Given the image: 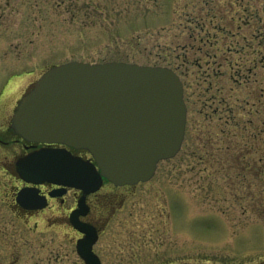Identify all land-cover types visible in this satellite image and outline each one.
Returning <instances> with one entry per match:
<instances>
[{"label":"rangeland","instance_id":"rangeland-1","mask_svg":"<svg viewBox=\"0 0 264 264\" xmlns=\"http://www.w3.org/2000/svg\"><path fill=\"white\" fill-rule=\"evenodd\" d=\"M243 3L0 0V138L8 142L0 144V217L11 218L6 205L13 203L20 187L4 167L22 154L5 128L18 102L47 69L68 62L113 61L168 67L183 84L187 109L179 151L159 161L146 182L131 188L104 186L99 197L90 198L100 201L94 202L89 219L97 221L105 212L101 204L113 209L122 202L123 212L114 214L102 237L130 235L131 225L143 221L135 216L152 215L154 208L166 216L174 191L180 194V202L175 195L171 198L175 209L180 206V213H174V219L180 218V231L200 242L215 240V248H200L198 258L215 255L216 264H264V168L247 169L239 177L229 167L231 154L243 145L254 148L248 157L264 158V0L250 2L249 11L259 13L249 25L243 24L247 14L242 12ZM74 204L70 192L62 206L66 214ZM9 222L2 230L6 236L0 239V258L23 252L28 257V252L38 254L42 249L48 258L61 259L47 264H80L75 232L65 231L60 243L39 247L30 245L32 223L21 228L12 219ZM54 236L51 231L41 238ZM189 243L193 240L180 236V245Z\"/></svg>","mask_w":264,"mask_h":264},{"label":"water","instance_id":"water-1","mask_svg":"<svg viewBox=\"0 0 264 264\" xmlns=\"http://www.w3.org/2000/svg\"><path fill=\"white\" fill-rule=\"evenodd\" d=\"M186 111L182 83L170 68L115 61L53 66L21 98L11 129L28 142L86 150L93 162L42 149L18 160L16 170L26 183L74 188L83 196L103 179L117 186L146 182L159 161L179 151ZM27 194L20 190L17 201L25 205ZM73 224L84 234L77 254L99 264L95 229Z\"/></svg>","mask_w":264,"mask_h":264},{"label":"flooded vegetation","instance_id":"flooded-vegetation-1","mask_svg":"<svg viewBox=\"0 0 264 264\" xmlns=\"http://www.w3.org/2000/svg\"><path fill=\"white\" fill-rule=\"evenodd\" d=\"M5 132H9L12 136H15V140H12L20 145L22 154L14 155L13 164L4 167V169L9 172V175L13 177V180L15 179L19 182L20 187L15 194L13 203L11 205H6L12 214L11 218L0 217V239L6 236V232L2 230L8 226V224H5L9 222V219L14 220L21 228H26V224L32 223L34 242L30 243V245L38 244L39 247H44L52 243H60L62 241L60 237H62L65 231L75 232L78 235L74 244L75 255L80 264H86L76 251V244L84 237V234L74 226L73 220H75L78 223L91 226L95 229L96 240L92 245V252L97 257L99 264H216L215 255H211L209 258H198L201 253L200 248L203 250H213L215 248V240L211 241V239H207L204 241L201 240L200 242L199 239L191 238L188 233L180 231V218L174 219L175 211L180 213V206L175 209L171 199L172 196L175 195L180 202L179 193L171 191L172 193L169 194L170 200L166 216L163 215L162 210L160 211L156 208L153 209V214L149 216L138 215L133 218L131 216L132 212H129L130 218L143 220L131 225L133 230L129 233L130 235H124V233L119 232L112 235L111 238L109 236L102 237L110 220L115 216L114 214L118 213V211L119 213L123 212L121 211L122 202L119 204L117 203L113 209H110L111 206L109 207L101 204L99 208L101 211H105L104 213L107 215H104V213L100 214L96 221L94 219H89V217L93 210L94 202H99L100 200L94 198L93 202L92 200L90 201V198L99 197L100 195L97 194L100 193L99 191L102 190L104 186L131 188L138 184L116 186L107 180H103L101 187L97 191L83 196L80 190H74L52 183H26L19 177L16 170V163L28 154L43 149L50 151H66L82 160H91L90 155L85 150L74 149L61 144L28 142L14 134L11 129V123L5 128ZM0 144L7 145L8 142L0 138ZM22 189H26L28 192V198H26V201H23L25 205L21 204L16 199L17 193ZM70 192H72L75 204L67 208L68 213L66 214L62 206L65 202V196ZM108 196L109 195L105 194L101 195V197L105 198ZM81 199H83V205L79 207V201ZM127 218H129V216H127ZM9 228H13V226ZM28 229L31 230L30 228ZM51 231L53 235H55L54 237L47 239L41 238ZM180 236H186L189 240H193V244L180 245ZM64 240L66 241V239ZM71 240L72 239H69L67 242L71 244ZM180 251L182 252L181 255L187 257L181 256ZM44 253L42 249L39 250L38 254L28 252V257L24 252L18 253L16 254L17 256L12 258H0V263L2 261L5 262L4 264H47L57 263V261L61 260L54 255V258L50 259L44 255Z\"/></svg>","mask_w":264,"mask_h":264},{"label":"trees","instance_id":"trees-1","mask_svg":"<svg viewBox=\"0 0 264 264\" xmlns=\"http://www.w3.org/2000/svg\"><path fill=\"white\" fill-rule=\"evenodd\" d=\"M242 1L246 2V4H244V3H243L244 5L242 4V6L244 7V8H242L243 9L242 12L243 13L245 12V14L247 13L245 15V20L243 21V24L249 25L253 18L255 20H257V17H258L259 11L257 9H254L253 11H249V10L253 9L250 2H254L257 0H242ZM240 20H242V18ZM209 57H210V54H209ZM250 71L252 72L251 69H250ZM219 102L221 103L222 101L220 100ZM242 129L246 131V130H248V127L246 126ZM250 135L254 138L257 137V133H250ZM241 147H243V148H240V150L237 151L238 153H236V151H234L230 157L231 158V164H229V167H232V166L234 167V169H233L234 172L232 175L244 177L246 171H248L247 169L258 170L259 167H261V165H262V168H264V158L258 157V159H255V158L250 157V156L248 157V155H250V152H252L254 150L252 145H247V146L245 145V147L243 145ZM237 154H241V155H237ZM257 175H256V178H258ZM240 183L244 184L243 179H240ZM260 199H261V197H260ZM260 199H259V202H260ZM260 204H261V202H260Z\"/></svg>","mask_w":264,"mask_h":264}]
</instances>
